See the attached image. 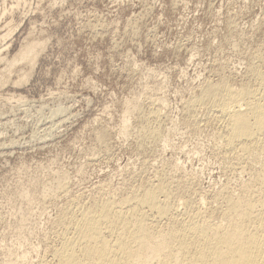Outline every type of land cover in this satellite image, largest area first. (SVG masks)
Instances as JSON below:
<instances>
[{
    "label": "rangeland",
    "instance_id": "1",
    "mask_svg": "<svg viewBox=\"0 0 264 264\" xmlns=\"http://www.w3.org/2000/svg\"><path fill=\"white\" fill-rule=\"evenodd\" d=\"M18 1L1 3L8 11L0 34L10 19L20 26L0 39L6 45L1 55L11 59L25 40H43L44 47L34 67L18 63L0 79V264L49 259L56 221L67 205L81 199L87 205L108 194L119 198L130 183L156 173L166 172L172 188L187 190L177 195L179 202L203 195V210L222 188L240 190L249 173L228 169L218 155L214 113L198 107L196 125L186 120L190 100L205 83L221 77L236 86L252 82L249 65L260 64L256 51L264 54V0H56L55 6L54 0ZM151 99L162 113L154 125L160 124L169 143L160 144V152L142 153L133 128L142 124L138 107L148 112ZM121 117L131 122L127 132ZM100 131L109 135L107 151ZM145 159L151 165L144 171Z\"/></svg>",
    "mask_w": 264,
    "mask_h": 264
},
{
    "label": "bare ground",
    "instance_id": "2",
    "mask_svg": "<svg viewBox=\"0 0 264 264\" xmlns=\"http://www.w3.org/2000/svg\"><path fill=\"white\" fill-rule=\"evenodd\" d=\"M5 1L0 0V19L8 11L7 5L1 4L5 3ZM19 4L16 1L15 4L11 5L18 6ZM10 9L12 10V7ZM10 12L12 13V11ZM11 22V19L7 23L5 22L6 24L4 25L8 27L5 30L6 32L0 34V39H4L5 37L8 39V36L13 34L19 26L17 23L14 25ZM19 24L21 25V23ZM3 27L2 25L0 28L2 29ZM25 38L22 40H25ZM3 41L0 43L2 44ZM42 41L25 40L21 44L20 49L9 60L6 58L7 56L5 57L6 52L4 56L0 53V62L4 63V67L0 69V79H2L4 70H7L11 74L10 71L18 63H31L34 67L35 60L39 54L38 50L41 51L40 47H44ZM6 44L8 46L10 43ZM4 45V48L0 46V52L5 49L6 45ZM255 57L260 64L255 65L254 61H252L253 63L249 65L248 70L252 82H243L236 86L227 77H221L215 82H204L205 84L199 93L190 100L188 112L191 114L189 113L188 117L190 118L186 120L187 124L196 125V117L194 115L198 107L214 113L215 118H213L219 124V129L216 131V140L214 138L221 153L218 155H221V160L226 164L228 169H236V171L238 169V171L249 173L247 181L245 180L244 183L240 182L243 184H239L241 188L238 186L240 190H236L235 192L238 191L237 193H234V191L230 192L227 187H225L226 189L222 188L216 194L214 200L211 199L213 204L216 202V206H213V204H211L212 206L206 205L208 206V208L205 206L207 210H203V206L205 205L203 195H200L201 197L197 200L193 198L195 201L191 198L183 197L184 200L179 202V197L181 198V196L177 195L181 194L184 196L187 190L178 191L176 188H172L173 186L170 181L173 179L169 181L166 172H160L158 175L154 172V174L156 173L154 179L146 178L135 185L130 183V186L128 185L130 189L128 193L126 195L122 193L123 196L121 195L119 198L108 194L107 196L90 201L87 205L82 203L83 199H81V204L74 199L75 201L70 203L69 206L65 204L67 207L61 210V214L59 213L60 216L56 221V227L59 229L56 232L57 242H55V245L53 243V246L49 248V259L42 258L38 264H264V54H257L256 51ZM9 74L7 75L9 76ZM24 74L26 75L27 72H24L22 76ZM5 82L7 83L6 80ZM20 95L19 97H21ZM19 97L17 96L16 98L18 99ZM157 97L154 98L156 99ZM16 98L13 100H16ZM134 100L136 101V99ZM154 100L150 102L149 106L151 107L148 112L141 111V108L138 107V114L142 124L133 129L139 140V152H160L158 149L160 144L165 147L169 143L166 137L169 135L163 133L164 131L160 124L154 125L161 118L162 114L159 106H157V101ZM163 100L162 98L160 99V102L162 101L161 104ZM128 103L130 102L128 101ZM127 109L129 108L124 110ZM129 110H127L129 114H132L133 110L131 112ZM124 116L126 115L124 114ZM124 118L122 119L124 120ZM127 120L126 123L124 121L125 125H121L125 127V129H122L124 131L127 127ZM171 122L175 125V121L173 123L171 119ZM128 123L130 124L131 122ZM169 127L171 126L169 125ZM168 129L167 127V131H169ZM97 137L104 145V149L106 151L109 150L111 143L108 133L105 131L97 132ZM145 144H148V146ZM150 165L151 159H145L143 161V170L145 171L146 167ZM176 165L174 164L175 167ZM179 166L181 165L177 167ZM154 168L156 169V167ZM168 172L170 171L168 170ZM174 173L175 171H173ZM63 174H66V172ZM61 178L59 179L61 180ZM60 180L57 182V184H60L57 187L62 184ZM189 182L187 181V183ZM117 185L119 186V184ZM46 187L49 188L47 184ZM43 188L42 185L41 189ZM61 188L59 189L61 190ZM114 188H116V185L112 189ZM43 190L45 192V188ZM31 195L33 196V194ZM34 196L33 198H37ZM176 196L178 197V201ZM29 199L31 200V198Z\"/></svg>",
    "mask_w": 264,
    "mask_h": 264
}]
</instances>
